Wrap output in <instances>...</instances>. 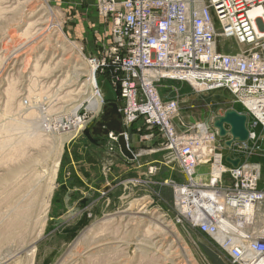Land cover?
I'll list each match as a JSON object with an SVG mask.
<instances>
[{
	"label": "rangeland",
	"instance_id": "1",
	"mask_svg": "<svg viewBox=\"0 0 264 264\" xmlns=\"http://www.w3.org/2000/svg\"><path fill=\"white\" fill-rule=\"evenodd\" d=\"M65 2L64 0H0V8H2L0 10V58L3 57L0 59V140H3L5 135L15 139L22 134L26 135L29 131L31 132L28 134H31L34 130L31 128L37 124L39 126L38 116L42 114L52 121L54 118L61 117L63 124H66L74 107L81 103L77 113L86 121L81 133L72 136L73 138H68L65 134L68 130L53 129L51 132H42L43 136L39 146H27L25 149V152L28 150L27 154L12 151L13 155L9 153L8 146L1 149L0 159L6 158L7 160L3 159L0 163V194H2L0 201L2 200L5 204L0 203V264H106L108 261V264H231L213 240L191 230L185 223L174 221L176 210L173 205L174 194L171 182L180 180V172L176 163L171 160L168 151L164 149L162 138L156 135L153 143H147L143 138L145 127L139 131L136 128L133 135L129 134L137 155V158L131 161L116 150H111L116 142L109 137L99 139L93 134V127L100 120V116L89 112V102L86 100L89 96L87 93L91 90L88 79L92 71L88 58L91 53L98 51L99 43L107 40V24L98 14L99 19L95 17L92 20L93 26H90V29L86 25L81 26L80 23L84 22V17L81 16L82 11L74 4ZM25 3L29 4L25 5ZM7 18H10L11 23ZM39 31L41 32L38 33ZM18 46L19 48H16ZM79 47L82 52H79ZM36 61H40L41 68L48 64L51 70L49 69L48 72L47 70L45 72L35 71ZM16 79L17 81H14ZM57 79L65 80L61 87ZM53 80L57 83L52 84ZM6 82H12L17 92L19 91V95L22 96L21 99L16 100L12 107L13 111L10 112L5 110L6 105H4L7 102V92L4 89H7L6 86L10 84ZM98 83L105 100L117 98V93L105 75L98 74ZM81 86L82 91L77 90V93L75 91L66 94ZM168 87L163 91L166 95L172 96L177 92L174 88ZM177 89L179 92L182 90ZM183 90L182 92H185L184 102L181 103L179 115L175 119L177 128L182 130L190 128L200 119L195 115L196 110L208 109L205 101L212 105L223 102L222 109L226 110L228 108L224 107L226 104L224 102L233 98V95L225 88L201 94H207L205 101L197 100V96L188 97L190 94L188 86L185 85ZM28 99L35 109L39 107L35 111L36 114L33 113L30 116L28 114L30 110L27 107ZM19 100L25 102L22 109L16 108ZM42 108L48 111H40ZM19 110L21 111L18 112ZM207 120L208 118L203 121ZM28 121L34 125L30 126ZM23 126L24 128H21ZM3 127L11 128V130L4 132ZM59 155H61L60 159ZM24 158L28 163L24 161ZM18 159L22 161L19 162ZM21 163L23 166L25 164L22 177L28 178L32 187L42 186V194L45 200H49V207L43 216V221L36 229V225L33 226L34 222H31L26 224L27 229L23 225L15 230H3L15 200L11 197L8 200L6 197L10 191L7 189L11 182L10 172L14 167H22ZM150 167H156V172L150 174ZM203 170H208V167L204 166ZM260 182H264V164ZM32 187L31 194L33 193ZM156 226L159 229L162 228L160 230L163 232L166 230L163 226L169 229L165 246L162 244L160 247L162 242L159 241L157 249L151 243V238L156 235L154 234L155 236L151 238L144 236L147 228ZM159 239L164 241L163 236H158L153 241L156 242ZM142 242L145 245L141 244Z\"/></svg>",
	"mask_w": 264,
	"mask_h": 264
},
{
	"label": "built area",
	"instance_id": "2",
	"mask_svg": "<svg viewBox=\"0 0 264 264\" xmlns=\"http://www.w3.org/2000/svg\"><path fill=\"white\" fill-rule=\"evenodd\" d=\"M96 8L107 40L88 58L95 89L101 95L98 74L105 75L123 126L151 130L145 137L162 138L182 168L185 181L171 182L174 221L205 234L232 264H264L262 165L255 160L264 157V0H96ZM167 80L200 94L227 89L241 110L229 108L247 115L248 139L228 146L231 136L220 137L213 125L217 115L178 129L180 100L159 91ZM108 137L118 142L116 133ZM229 154L240 159L237 166L226 161ZM206 163L208 179H199L197 168Z\"/></svg>",
	"mask_w": 264,
	"mask_h": 264
},
{
	"label": "bare ground",
	"instance_id": "3",
	"mask_svg": "<svg viewBox=\"0 0 264 264\" xmlns=\"http://www.w3.org/2000/svg\"><path fill=\"white\" fill-rule=\"evenodd\" d=\"M1 1H3V0H1ZM7 1V0H6ZM12 1V0H11ZM14 2H16V1H14ZM197 2L200 4V3H202V0H197ZM30 3V2H29ZM29 3H27V4H29ZM21 4V3H20ZM26 3H25V5H27ZM6 5V4H5ZM4 5V6H5ZM24 4H22V6H23ZM13 6V5H12ZM16 6H17V4H16ZM24 7V6H23ZM22 7V8H23ZM12 8V7H11ZM18 8V7H17ZM39 8V7H38ZM2 8H0V10H1ZM14 9H15V7H14ZM24 9V8H23ZM3 11V10H2ZM7 11H8V9H7ZM16 11H19V10H16ZM12 12V11H11ZM13 13H14V11H13ZM16 13H18V12H16ZM15 13V14H16ZM28 13V12H27ZM19 14V13H18ZM22 14V13H21ZM9 15H11V14H9ZM20 16V15H19ZM38 16V15H37ZM1 17V16H0ZM8 17V16H7ZM41 17V16H40ZM44 18V17H43ZM8 19V18H7ZM12 19H13V17H12ZM41 19V18H40ZM1 20V19H0ZM8 20H10V18L8 19ZM7 20V21H8ZM38 20H39V18H38ZM13 21V20H12ZM37 21V20H36ZM41 20H39V22H40ZM48 21V20H47ZM10 23H11V20L9 21ZM16 23V22H15ZM38 23V22H37ZM45 23V22H44ZM8 24V23H7ZM39 24V23H38ZM31 25V24H30ZM50 25V24H49ZM38 26V25H37ZM52 26V25H51ZM59 26V25H58ZM29 27V26H28ZM27 27V28H28ZM43 27V26H42ZM49 27V26H48ZM33 28V27H32ZM47 28V27H46ZM55 29V28H54ZM27 30V29H26ZM26 30H24V31H26ZM31 30H33V29H31ZM36 30V29H35ZM45 30V29H44ZM44 30H43V32H44ZM52 30V29H51ZM28 31H26V33H27ZM34 32V31H33ZM36 32V31H35ZM41 31H39L38 33H40ZM29 33V32H28ZM6 34V33H5ZM30 34V33H29ZM36 35H37V33H35ZM44 34H46V33H44ZM58 34V33H57ZM28 35V34H27ZM52 35V34H51ZM25 36V35H24ZM32 36H33V33H32ZM31 36V37H32ZM39 37V36H38ZM36 38V37H35ZM11 39V38H10ZM32 39H33V37H32ZM64 39V38H63ZM62 39V40H63ZM27 40V39H26ZM34 40V39H33ZM55 40V39H54ZM19 42V41H18ZM26 42H24V44H25ZM17 45V44H16ZM71 45V44H70ZM76 45V44H75ZM23 46V45H22ZM25 46H27V44L25 45ZM34 46V45H33ZM72 46V45H71ZM76 46H78V45H76ZM5 47V46H4ZM24 47V46H23ZM60 47V46H59ZM7 48V47H6ZM16 48H19V46L18 47H16ZM61 48V47H60ZM2 49V48H1ZM5 49V48H4ZM40 49V48H39ZM74 49V48H73ZM19 50V49H18ZM38 50V49H37ZM42 50V49H41ZM79 52H82L81 51V49H80V47H79ZM1 51V50H0ZM5 51V50H4ZM14 51V50H13ZM17 52V51H16ZM61 52V51H60ZM64 52V51H63ZM66 52V51H65ZM5 53V52H4ZM38 54V53H37ZM66 54V53H65ZM15 55V54H14ZM19 55V54H18ZM59 55V54H58ZM5 56V55H4ZM39 56H40V54H39ZM61 57V56H60ZM63 57V56H62ZM3 58V57H2ZM2 58H0V59H2ZM52 58H53V56H52ZM56 58V57H55ZM7 59V58H6ZM9 59V58H8ZM27 59V58H26ZM51 59V58H50ZM20 60H21V58H20ZM23 60V59H22ZM40 60V59H39ZM57 60V59H56ZM59 60H60V58H59ZM15 61V60H14ZM13 61V62H14ZM26 61H28V60H26ZM26 61H25V65H26ZM46 61V60H45ZM49 61V60H48ZM5 62V61H4ZM7 62V61H6ZM35 62V61H34ZM61 62V61H60ZM17 63H18V61H17ZM16 63V64H17ZM42 63V62H41ZM47 63H50V62H47ZM15 64V65H16ZM56 64H58V63H56ZM55 64V65H56ZM24 65V66H25ZM29 65V64H28ZM41 64H40V61H36V64L34 65L35 66V71H37V72H39L40 70L42 71L43 70V72H45L46 70H47V72H48V70L51 68V66H48V64L47 65H44V67H42L41 68V66H40ZM49 65H51V64H49ZM53 65V64H52ZM59 65V64H58ZM59 67V66H58ZM4 68V67H3ZM18 68V67H17ZM26 68H27V66H26ZM33 68V67H32ZM55 68V67H54ZM16 69V68H15ZM10 70V69H9ZM20 70H21V68H20ZM51 70V69H50ZM16 71V70H15ZM1 72H2V70H1ZM9 72V71H8ZM34 72V71H33ZM53 72V71H52ZM9 74V73H8ZM37 74V73H36ZM43 74V73H42ZM47 74V73H46ZM13 75V74H12ZM24 75V74H23ZM63 75V74H62ZM68 78H69V76L68 75H66ZM18 77V76H17ZM6 78V77H5ZM7 79V78H6ZM13 78H11V80H12ZM65 79V78H64ZM64 79H62V80H60V79H57V80H59L60 81V87H61V85H62V83L65 81ZM11 80H9V81H11ZM2 81H3V79H2ZM7 81V80H6ZM14 81H17V79L16 80H14ZM33 81V80H32ZM77 81V80H76ZM20 82V81H19ZM25 82V81H24ZM80 82V81H79ZM1 83V82H0ZM7 83V82H6ZM8 83H10V82H8ZM7 83V84H8ZM35 83V82H34ZM52 84H56L57 83V81L56 80H53L52 82H51ZM18 84V83H17ZM59 84V83H58ZM78 84V83H77ZM86 84H87V82H86ZM96 84H97V79H96V77L94 76V73H93V71H91L90 72V76H89V79H88V85H89V88H91V90L87 93L89 96L87 97V101L89 102V106H88V109H89V112L90 113H94V114H96V113H98L99 111H100V109H101V104H102V98L104 97V95L102 94V92H101V95H99V93L97 92V90L95 89V87H96ZM19 85V84H18ZM72 85V84H71ZM17 86V85H16ZM48 86V85H47ZM51 86V85H50ZM6 87H8L6 90L4 89V91H6L7 92V102H6V104H4V105H6V109L5 110H7V111H13L12 110V107H13V105L15 104V102H16V100H18L19 98L21 99V95H19V91L17 92V88L15 87V85H13V83L11 82L10 84H8V86H6ZM20 87H22V86H20ZM28 87H29V85H28ZM58 87V86H57ZM34 88V87H33ZM51 88V87H50ZM30 89V88H29ZM28 89V90H29ZM40 89H42V88H40ZM45 89V88H44ZM43 89V90H44ZM53 89V88H52ZM72 89V88H71ZM24 90V89H23ZM49 90V89H48ZM47 90V91H48ZM77 90H79L78 92H80V91H82V86H81V88H75V89H73V90H71V91H69V92H66V94H70V93H74L75 91H76V93H77ZM3 91V90H2ZM5 92V93H6ZM21 92V91H20ZM23 92V91H22ZM28 92V91H27ZM45 92V91H44ZM195 92V91H194ZM39 93V92H38ZM52 93V92H51ZM84 94H86V92H83ZM40 94H42V92H40ZM60 94V93H59ZM198 94H200V93H198ZM19 95V96H18ZM28 95V94H27ZM33 96V94H30V96ZM39 95V94H38ZM37 95V96H38ZM43 95V94H42ZM17 97V98H16ZM26 97V96H25ZM28 97V96H27ZM26 97V98H27ZM29 98V97H28ZM41 98V97H40ZM37 99H38V97H37ZM58 99V98H57ZM56 99V100H57ZM5 100V101H6ZM29 100L30 99H28V101H27V107H28V109L30 110L29 111V116H30V114H33V113H35V111H37L36 109H38V108H36L35 109V107L34 106H31L30 105V103H31V101H30V103H29ZM38 100H41V99H38ZM56 102V101H55ZM60 102V101H59ZM82 104V103H81ZM81 104H79V105H77L76 107H74V109H73V111H72V113H70L71 114V117H69L68 118V123H66V124H63V118H61V117H59V118H54L53 119V121L52 120H50V119H48L46 116H44L43 114L41 115V113H40V117L38 116V118L40 119V124H39V126H38V124H37V126L35 125V127L34 126H32V127H34V128H31V130L32 129H34L33 130V132L31 133V134H28L29 132H31V131H29V132H27V134L25 135V134H22L19 138H15V139H13L12 137H10L9 135H5V137H4V139L3 140H0V154L2 153L1 152V149L2 148H5L6 146H8L9 147V153H13V152H17V153H20V154H22V153H24L25 152V149L27 148V146L29 147V145H38L39 146V143L41 142V140H42V136H43V133L42 132H45V133H47V132H51L53 129H57L58 131L60 130V129H62V130H64V131H67L65 134L68 136V138L69 137H74L75 135H78L79 133H81V131H82V129L84 128V126H85V124H86V121H84V119H82V117H79V115H78V113H77V111H78V109H79V107H80V105ZM17 105H18V107L16 106V108H19V109H22V108H24V105H25V102L23 101V100H19L18 101V103H17ZM39 105H41V103L39 104ZM236 106V105H235ZM41 107H43V106H41ZM26 108V107H25ZM43 111V110H45V111H48V109H40V111ZM15 111H17V110H15ZM21 110H19L18 112H20ZM39 110H38V112H40ZM54 111V110H53ZM6 112V111H5ZM44 112V111H43ZM42 112V113H43ZM58 112V111H57ZM24 113V112H23ZM13 114V113H12ZM36 114V113H35ZM39 114V113H38ZM46 115V114H45ZM203 115V114H202ZM19 116V115H18ZM21 116V115H20ZM33 116V115H32ZM57 117V116H56ZM18 118H20V117H18ZM203 118V117H202ZM21 119V118H20ZM19 119V120H20ZM23 119V118H22ZM31 119V118H30ZM47 119V120H46ZM25 120V119H24ZM32 120V119H31ZM45 120H46V122H45ZM37 121V120H36ZM36 121H33V122H35V123H37ZM22 122H24V121H22ZM28 123H30L29 125L31 126L32 124L34 125V123H32L31 124V121L29 122L28 121ZM27 123V124H28ZM39 123V122H38ZM203 123V122H202ZM20 125H21V123H19ZM23 124V123H22ZM12 125H14V124H12ZM28 125V126H29ZM21 128H24V126L23 127H21ZM3 129L4 130H2V131H4L5 132V130H11V128H9V129H6V127L4 128L3 127ZM26 129V128H25ZM27 129H28V127H27ZM25 133V132H24ZM20 134V133H19ZM59 134V133H58ZM72 137V138H73ZM44 138V137H43ZM46 141V140H45ZM43 142V141H42ZM51 142V141H50ZM44 144V143H43ZM42 144V145H43ZM32 148V147H31ZM64 148V147H63ZM29 149V148H28ZM45 150V149H44ZM13 151V152H12ZM38 151V150H37ZM40 151V150H39ZM43 151V150H42ZM26 152H28V150L26 151ZM25 152V154H27ZM33 153V152H32ZM31 153V154H32ZM36 154V153H35ZM35 154H34V157H35ZM63 154V153H62ZM7 155H9V154H7ZM7 155H6V157H7ZM13 155H14V153H13ZM16 155V154H15ZM18 156H19V154H18ZM31 156V155H30ZM60 156L61 155H59V159H60ZM12 157V156H11ZM21 157H22V155H21ZM21 157H19L20 159H22ZM15 158H17V157H15ZM15 158H13V159H15ZM27 159L29 158V156L28 157H26ZM3 159H6V158H2V159H0V163H2V160ZM25 159V158H24ZM31 159V158H30ZM7 160V159H6ZM12 160V159H11ZM11 160H8L9 162L11 161ZM12 161H14V160H12ZM11 161V162H12ZM18 161H19V159H18ZM20 161H22V160H20ZM19 161V162H20ZM24 161H26V159L24 160ZM30 161V160H29ZM61 161V160H60ZM27 162V161H26ZM15 163H17V164H19L18 162H16L15 161ZM15 163H13V164H15ZM23 163V162H22ZM21 163V164H22ZM28 163V162H27ZM26 163V164H27ZM4 164V163H3ZM21 164H20V166H21ZM27 165H29V164H27ZM6 166V165H5ZM4 166V167H5ZM17 166V165H16ZM8 167V166H7ZM17 167H19V166H17ZM15 168L14 167V169H13V167H11L12 169H13V171H11L10 172V180H11V182L8 184V186H10V187H7V189L9 190L10 189V191L8 192V195L6 196L7 198H8V200H9V197H11V198H15V200H14V203H13V205H12V211H11V213L9 214V218L6 220V223H5V221H4V223H2V224H4L5 226H4V229L3 230H6V229H8V230H10V229H13V230H15V229H18L19 227L21 228V226H23L24 225V227H26V229H27V225L26 224H29V223H31V222H34V224H33V226L34 225H36V227H35V229L37 228V226L41 223V221H43L42 219H43V216L46 214V212H47V209H48V207H49V200L47 201V200H45V198H44V194H42V186L41 185H36V186H34V187H32V186H30V183H29V179L28 178H24V177H22V174H23V168L25 167V164H24V166H23V164H22V167H20V168ZM6 168V167H5ZM10 168V169H11ZM53 168V167H52ZM1 169H2V167H1ZM44 169V168H43ZM5 170V169H4ZM8 170V169H7ZM39 170H41V169H39ZM6 171V170H5ZM46 172H47V170H45ZM8 172V171H7ZM3 174H4V172H3ZM37 174H38V172H37ZM42 174V173H41ZM39 175V174H38ZM54 175H56V173L54 174ZM3 177H4V175H3ZM39 177H41V176H39ZM5 178V177H4ZM29 178H30V176H29ZM44 179V178H43ZM42 179V180H43ZM50 179V178H49ZM37 184V183H36ZM7 185V184H6ZM49 186H50V184H48ZM45 186V185H44ZM31 187H32V189H33V193L31 194L30 192H31ZM4 188V190H5V187H3ZM45 190H47V189H45ZM3 192V191H2ZM1 193V192H0ZM0 195H2V194H0ZM7 198H5V199H7ZM10 198V199H11ZM2 199H3V197H2ZM4 201V200H3ZM8 202V201H7ZM139 202V201H138ZM0 203L2 204H4V202H2V200L0 201ZM2 204V205H3ZM5 205V204H4ZM6 210H7V208H6ZM130 212V211H129ZM132 214V213H131ZM3 216V215H2ZM5 217V216H4ZM129 217H130V215H129ZM143 217V216H142ZM151 217V216H150ZM129 219H131V218H129ZM153 220H154V218H152ZM151 219V220H152ZM159 219V218H158ZM157 219V220H158ZM163 219V218H162ZM135 220V219H134ZM161 221V220H160ZM106 222V221H105ZM155 222V221H154ZM157 222V221H156ZM160 223H162V222H160ZM111 225H112V223H111ZM151 225V224H150ZM163 225V224H162ZM165 225V224H164ZM171 225V224H170ZM43 226V225H42ZM44 226H45V222H44ZM107 225H105V227H106ZM119 226V225H118ZM149 226V225H148ZM154 226V225H153ZM1 227V226H0ZM2 227H3V225H2ZM29 227V226H28ZM111 226H109V229L111 230V228H110ZM137 227V226H136ZM166 230V232L164 231H162V230H160V229H162V228H160L159 229V227H153V228H147L146 230H145V234H144V236L145 237H152V236H155L156 235V237H158V236H163V240L164 241H162L161 239H159L158 241H153L156 237H153V238H151V243H152V246H154L156 249L157 248H159V241H161L162 243L160 244V247H161V245L163 244L164 246H165V240L167 239V235H168V231H169V229H168V227L167 226H163ZM29 229V228H28ZM33 230V229H32ZM141 230V229H140ZM33 231H35V230H33ZM104 231V230H103ZM102 231V232H103ZM25 232V231H24ZM38 232V231H37ZM117 232V231H116ZM124 232V231H123ZM171 232V231H170ZM172 232H174V231H172ZM9 233V232H8ZM107 233V232H106ZM119 233V232H118ZM4 234V233H3ZM38 234V233H37ZM96 235L98 234V233H95ZM122 234V233H121ZM155 234V235H154ZM20 235V234H19ZM95 235V236H96ZM104 235V234H103ZM7 236H8V234H7ZM31 236V235H30ZM15 237H16V235H15ZM94 237V236H93ZM98 237V236H97ZM7 238V237H6ZM35 238V237H34ZM82 239V238H81ZM92 239V238H91ZM149 239V238H148ZM12 240V239H11ZM11 240H9V241H11ZM25 240V239H24ZM33 240V239H32ZM124 240V239H123ZM28 241V240H27ZM93 241V240H92ZM146 241H147V239H146ZM149 241V240H148ZM141 242V241H140ZM12 243V242H11ZM17 244V243H16ZM122 244V243H121ZM141 244H143V242L141 243ZM9 245H10V243H9ZM92 245V244H91ZM143 245H145V244H143ZM169 245V244H168ZM181 245V244H180ZM90 246V245H89ZM88 246V247H89ZM151 246V247H152ZM178 246V245H177ZM125 247V246H124ZM168 247V246H167ZM170 247V249H171V246H169ZM154 248V249H155ZM95 249V248H94ZM155 249V250H156ZM22 251V250H21ZM157 251V250H156ZM158 251H159V249H158ZM169 251V250H168ZM171 252V251H170ZM117 253H118V251H117ZM154 253V252H153ZM122 254V253H121ZM16 255V254H15ZM87 255V254H86ZM18 256V255H17ZM159 256V255H158ZM11 257H12V255H11ZM9 258V257H8ZM12 259V258H11ZM151 260H152V258H151ZM150 260V261H151ZM156 260V259H155ZM154 260V261H155ZM83 261V260H82ZM149 261V262H150ZM148 262V261H147ZM148 262V263H149ZM9 263V262H8ZM84 263V262H83ZM103 263V262H102ZM106 263V262H105ZM108 263H109V261H108ZM108 263H106V264H108Z\"/></svg>",
	"mask_w": 264,
	"mask_h": 264
},
{
	"label": "crops",
	"instance_id": "4",
	"mask_svg": "<svg viewBox=\"0 0 264 264\" xmlns=\"http://www.w3.org/2000/svg\"><path fill=\"white\" fill-rule=\"evenodd\" d=\"M70 2L71 4H74L75 6H77L78 8H79V10L80 11H82V14H81V16H83L84 17V22L83 23H80L81 24V26H88V29H90L91 27L90 26H93V24L91 23L92 22V20L95 18V17H97L98 18V13H97V11H96V5H95V0H64V2ZM65 2V3H66ZM84 11V12H83ZM88 11V12H87ZM99 19V18H98ZM96 23H97V21H95ZM91 32H89V34H90ZM188 86L189 87V89H190V91H189V95H188V97H190L191 95L192 96H197L198 98H197V100H203V101H205V100H207V98H206V96L205 95H207V94H204V95H201V94H198V93H196V92H194L193 91V89L191 88V86L188 84V83H185V82H181V81H163L162 82V85L159 87V91H160V94H161V96L164 98V99H169V98H178L179 100H180V105H181V103H183L184 102V96H185V92H182V91H184L183 89H184V86ZM169 86V87H168ZM176 86H177V88H179V89H182L180 92L178 91V89L176 88ZM166 87H168V88H174L177 92H175V94L174 95H172V96H169V95H166L165 94V92H163L165 89L164 88H166ZM181 93V94H180ZM207 93V92H206ZM187 95V94H186ZM183 96V98H181ZM109 101H115V102H117L118 104L120 103V102H118V101H116V99H112V100H107V102H109ZM206 102V104L208 105V109H203V108H200L199 110H196L195 111V115L197 116V117H199L200 119L199 120H201V121H203V120H206L207 118H208V120L207 121H210V120H212V118L214 117V116H216V115H218V114H220V113H223L225 110L224 109H222L223 108V105H222V103L223 102H221V103H219V102H217L216 104H214V105H212V104H209L208 103V101H205ZM233 102V98L231 99V100H228V101H226V102H224V103H226L225 104V106L224 107H227V108H229V107H235V108H237L238 110H241V108L239 107V105H237V104H233L232 103ZM210 103H212V102H210ZM236 105V106H235ZM119 106L121 107V104H119ZM203 114V115H202ZM203 117V118H202ZM124 127V129H125V131H126V134H127V137H128V142H129V145H130V147H131V149L133 150V152L135 151L134 149H133V144H132V142H131V139H130V137H129V134L131 135H133V133H135V129L137 128V124H135V125H133L132 127H126V126H123ZM151 132V130H148L147 128H145V130H144V134L146 135H148L149 133ZM136 133H138V132H136ZM95 136H97L99 139H106V138H108V135L107 136H100V135H95ZM143 137V136H142ZM144 139H145V141L147 142V143H153L155 140H153V139H151V138H149L148 136L147 137H143ZM218 142L219 143H223V139L222 138H218ZM160 149V148H159ZM114 150H116L117 152H119L121 155H123L122 154V152L120 151V146H119V143L117 142L116 143V145H115V147H114ZM228 152V151H227ZM227 152H225V150H224V153L225 154H227ZM134 154H135V152H134ZM124 156V155H123ZM135 156H136V158H137V155L135 154ZM125 157V156H124ZM125 158H127V157H125ZM135 158V159H136ZM128 160H131V159H129V158H127ZM134 159V160H135ZM255 160L256 161H258V160H260V163H261V165H262V170H263V164H264V162H263V160H264V157H262L261 158V156H258V157H256L255 156ZM131 161H133V160H131ZM176 163V162H175ZM176 165L178 166V168H179V172H180V180L179 181H177V182H180V183H182V182H184L185 181V176H184V174H183V172H182V168L180 167V165L178 164V163H176ZM204 166H207L208 167V170H203V167ZM209 164H201L200 166H198V168H197V176H198V178L199 179H203V180H207L208 179V172H209ZM262 170H261V174H262ZM151 174V173H150ZM107 178H108V175H107ZM108 181V180H107ZM260 181H261V179H260ZM87 182H89V181H87ZM259 186H260V188L261 189H264V182H259ZM257 214H258V217H259V219L260 220H264V202H262V203H260L259 204V206H258V208H257ZM191 230H194V231H196V232H198L197 230H195V229H192V228H190ZM198 233H200V232H198ZM201 234H203V233H201ZM203 235H205V234H203ZM206 236V235H205ZM227 259H228V257H227ZM228 262L229 263H231L230 262V260L228 259ZM232 264V263H231Z\"/></svg>",
	"mask_w": 264,
	"mask_h": 264
},
{
	"label": "water",
	"instance_id": "5",
	"mask_svg": "<svg viewBox=\"0 0 264 264\" xmlns=\"http://www.w3.org/2000/svg\"><path fill=\"white\" fill-rule=\"evenodd\" d=\"M213 125L219 130L220 137L230 135L231 138L226 142L230 146L235 141H245L249 137V130L247 128V115L238 112L235 108H228L223 114L214 117ZM114 132L118 135V143L122 154L134 160L136 158L131 149L126 131L122 123V114L119 104L115 101L105 103L102 108L100 120L97 121L93 127L94 135L107 136L109 132ZM226 161L237 166L240 159H232L231 155L226 156Z\"/></svg>",
	"mask_w": 264,
	"mask_h": 264
}]
</instances>
